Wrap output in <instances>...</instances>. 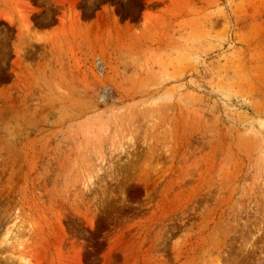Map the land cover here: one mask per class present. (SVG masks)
Instances as JSON below:
<instances>
[{
	"label": "rangeland",
	"instance_id": "1",
	"mask_svg": "<svg viewBox=\"0 0 264 264\" xmlns=\"http://www.w3.org/2000/svg\"><path fill=\"white\" fill-rule=\"evenodd\" d=\"M0 264H264V0H0Z\"/></svg>",
	"mask_w": 264,
	"mask_h": 264
}]
</instances>
